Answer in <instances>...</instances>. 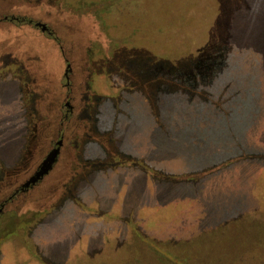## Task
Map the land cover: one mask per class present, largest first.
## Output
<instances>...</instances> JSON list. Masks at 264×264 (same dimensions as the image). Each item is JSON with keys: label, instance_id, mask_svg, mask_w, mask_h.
Segmentation results:
<instances>
[{"label": "rangeland", "instance_id": "374dc122", "mask_svg": "<svg viewBox=\"0 0 264 264\" xmlns=\"http://www.w3.org/2000/svg\"><path fill=\"white\" fill-rule=\"evenodd\" d=\"M0 264H264V0H0Z\"/></svg>", "mask_w": 264, "mask_h": 264}, {"label": "water", "instance_id": "95a60500", "mask_svg": "<svg viewBox=\"0 0 264 264\" xmlns=\"http://www.w3.org/2000/svg\"><path fill=\"white\" fill-rule=\"evenodd\" d=\"M44 173V171L42 172H38L37 174H35L26 184L25 186H29L31 183H35Z\"/></svg>", "mask_w": 264, "mask_h": 264}, {"label": "flooded vegetation", "instance_id": "af4514ba", "mask_svg": "<svg viewBox=\"0 0 264 264\" xmlns=\"http://www.w3.org/2000/svg\"><path fill=\"white\" fill-rule=\"evenodd\" d=\"M45 171H46V168H44V172H45ZM31 185H33V184L31 183L29 186H25V187L27 188V187H30Z\"/></svg>", "mask_w": 264, "mask_h": 264}]
</instances>
